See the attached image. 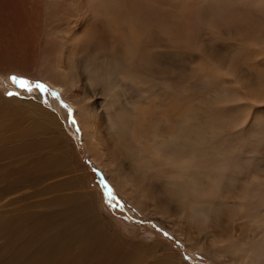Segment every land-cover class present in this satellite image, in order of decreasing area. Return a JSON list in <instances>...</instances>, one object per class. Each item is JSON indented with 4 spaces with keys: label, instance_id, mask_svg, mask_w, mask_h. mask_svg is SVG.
Listing matches in <instances>:
<instances>
[{
    "label": "clouds",
    "instance_id": "9594fccd",
    "mask_svg": "<svg viewBox=\"0 0 264 264\" xmlns=\"http://www.w3.org/2000/svg\"><path fill=\"white\" fill-rule=\"evenodd\" d=\"M83 14H92L96 25L89 35L83 73L93 95L102 94L109 102V113L133 88L146 90L144 97L161 88L170 94L168 102L176 104L173 111L168 102L151 110L137 103L131 112L110 114L114 148L123 149L134 173L149 177L153 188L160 185L159 191L154 190L161 201L186 209L194 225L204 222L209 216L201 209L221 197L226 174L238 191L242 181L264 169V161L256 160L264 156V126L245 140L213 148L230 129L212 122L208 114L249 102L211 107L198 103L224 88L214 87L222 80L215 73L193 78V66L206 56L222 66L233 62L235 53L221 51L217 47L221 43L237 50L251 47L253 41L264 43V0H87ZM133 29L142 34L138 41ZM167 52H187L200 59L185 70L161 63ZM75 74L80 79L76 70ZM186 84L193 89L187 94ZM245 86L248 94L264 100V71L253 72ZM227 91L238 94L236 89ZM253 151L258 154L250 156ZM237 156L242 158L236 160ZM248 161V173L238 174V167Z\"/></svg>",
    "mask_w": 264,
    "mask_h": 264
},
{
    "label": "bare ground",
    "instance_id": "6f19581e",
    "mask_svg": "<svg viewBox=\"0 0 264 264\" xmlns=\"http://www.w3.org/2000/svg\"><path fill=\"white\" fill-rule=\"evenodd\" d=\"M86 2L87 0H2V7L3 16L7 18V20L11 21V27H9V30L18 35L23 42L35 45L39 42L42 36V49L45 53L48 49L54 50L56 47L55 53L61 59V63L58 66L55 65V67L50 66L43 68V73L40 74L45 77L46 80H49L54 86L62 89L66 94L67 92L68 94L70 92L68 88L64 87L65 81H68V84H71L70 86L72 89L74 86L77 88V91L72 90L73 96L76 97L75 94L79 93V96L83 98V101L87 100V103L85 102L83 105H81L78 101L73 102V105L77 107V111H79V113L86 111L90 117L86 120L84 116L82 121L84 125L82 123L81 124L86 127V131H88V129L90 131L89 133L86 132V135L91 137V141L88 142L87 145L92 154L93 160L102 166L107 173H109L113 181H115L122 190L123 194L139 208H141V210L150 209L153 213H156L158 216L160 215V217L169 222L171 227H173L178 234L186 237L187 239H189L187 234L192 232L197 235L198 233L206 235L207 243L210 244L208 246L213 250L215 255H218L219 257L232 253L242 254L245 257H247V255L251 257L257 254L264 255V187H257V185H264V169L258 168L257 172L251 174L249 179L242 181L241 183L243 184V188L238 191L234 187L235 182H233L232 188L231 175L226 174L223 182L221 197L207 201L205 206L201 209V211L209 217L204 222L194 225L190 222L188 211L186 209H178L175 208V205L170 206L169 204L164 203V201H161L154 190L155 188L159 191V184H155L153 188L149 177L146 175L141 176L132 171L131 163L126 160V155L123 149L119 145L114 148L115 140L106 125L107 130H104V132L102 131L100 126L103 125L99 122L101 110H98V105L87 97L86 94L88 87L85 83L82 85L80 83L81 81L73 72L75 71L74 69L76 68V64L74 63L75 68H73L70 63L73 58H75L74 56H78V58L86 56L87 49L89 47V35L96 26L92 14H83ZM57 29H59V34H62L60 38L61 42L57 40V43H52L50 41L45 43L46 37H50ZM133 32H136L135 29H133ZM141 35L142 34L136 32L133 39L138 41ZM43 43H45V47L43 46ZM225 48L227 47L225 46ZM261 54L264 55V45L253 41L252 48H249V50L244 52L243 55L244 74L246 76L242 79H244L245 82L241 83L240 80L235 78L229 80L232 85L231 87L242 84L245 88L244 92L242 91L243 88H240L238 89V93L244 94L231 96L227 92L224 93L223 91L219 94H215L216 96L214 95V98L212 97L213 100L210 101V107L227 102H249H236L226 107L214 110L208 114L207 118L212 122L222 128L230 129V131L225 132V134L216 140L215 144L212 146L213 148L225 147L245 140L257 130L258 126H264V100L260 99L259 94H248L249 89L245 86L249 82L253 72L264 71V65L258 64L259 61H264V58L260 57ZM168 59L169 58H167V60ZM204 59L208 60L206 57ZM39 60L35 62V67H39L41 69L42 67L40 66ZM58 60L59 59H57V61ZM28 61H30V59L15 62V66L24 69L25 66L28 65ZM206 62L207 61L204 63ZM203 65L204 64H202L200 68ZM77 73L79 74V72ZM224 81H226V79H224ZM237 87H234L233 89L237 90ZM228 89L231 88H225L224 90L227 91ZM126 96L123 97L125 100ZM132 99L133 97L130 99L127 97L125 102L127 103L128 100ZM207 102L208 101H206V103ZM137 103L147 104L144 107L148 110L156 107L157 104L158 106L165 104L164 99H157L154 95H149L145 99L143 97L135 98L131 103V106ZM119 104L120 102L116 104L115 107L120 106ZM6 105L7 101L0 99L1 110L5 109ZM253 105L257 106L253 108L251 107ZM122 106L124 107V105H121V108ZM167 107L174 111L176 104L173 101H169L167 103ZM116 109L117 108H115V110ZM113 110L114 108L112 111ZM132 110L133 109L124 111L121 109L119 113L131 112ZM39 112L41 116L45 115L43 110L39 109ZM229 114L231 115L228 116ZM46 115L49 117L50 121L54 120L52 116H48V114ZM38 125L39 123L35 122L34 126L37 127ZM30 129L33 130V128ZM244 131L246 132L245 134H243ZM19 134L22 135L21 133ZM2 142L3 140L0 139V143ZM19 145L21 146V144ZM28 148L30 147L28 146ZM257 154V151L249 153L250 156H255ZM241 158V156H237L236 160ZM50 159H52V157ZM256 160L257 163L264 161V156H258ZM27 163L30 165L31 162L27 161ZM250 165L251 161L246 162L244 166L238 167L237 173H248ZM27 167L31 170L32 166ZM46 170L49 171L51 169L47 167ZM15 183L16 180L9 182L12 186ZM0 185H2V183H0ZM1 190L2 189L0 188V191ZM213 191H215V189H213ZM29 194L31 193L29 192ZM32 205L33 204L30 202V209L27 210L23 207L19 211L21 213H16L15 216H12L10 219H5L8 216L3 218V216L6 215V211L3 209L0 211V228H2L0 229V238H2V231L6 234V239L3 240V245L0 249V264H137L139 262V256H137L134 252L130 253L131 249H122V251V247L126 248L123 243H119V241L113 240L107 236L106 231H104L98 222H96L98 224L91 223L88 214H84L81 219L61 223L56 220L53 221L54 219H49L51 212L48 214L47 212L41 213L34 211L36 208L33 210L34 205ZM1 208H3L2 205L0 209ZM23 210L26 211L22 212ZM33 218H40L41 221L35 222L36 219L34 221ZM24 221L28 223H25ZM236 224L249 227L257 226L259 229L257 233L258 238L255 241H246L245 239L241 240L239 235L232 232H223L218 235L215 232V228L221 229L222 227L225 231L229 229L235 230L236 228L234 226H236ZM68 227L72 228L69 230ZM194 246H196V244ZM204 246L205 244H202L197 247L201 250ZM173 259L175 258L170 260L166 256H162L159 259L160 261H154L151 264H176Z\"/></svg>",
    "mask_w": 264,
    "mask_h": 264
},
{
    "label": "rangeland",
    "instance_id": "374dc122",
    "mask_svg": "<svg viewBox=\"0 0 264 264\" xmlns=\"http://www.w3.org/2000/svg\"><path fill=\"white\" fill-rule=\"evenodd\" d=\"M2 5V0H0V99L7 101L5 109L1 110L0 108V139L3 140V142L0 143V183H2V185H0L2 189L0 191V207L1 205L3 207L0 211L2 209L6 211V215H4L3 218L5 216H8L5 219L12 218L16 213H21L19 211L23 207L27 210L30 209V202L34 205L33 210L36 208L34 211L41 213L47 212L48 214L51 212L49 219H54L53 221L56 220L61 223L81 219L84 214H88L91 223L98 222L104 231H106L107 236L113 240L119 241V243H123L126 248L122 247L121 250L131 249L130 253L134 252L140 257L137 264H151L154 261H160L159 259L162 256H166L170 260L175 258L173 261L175 260L176 264H264V255L260 254H257L258 256L253 255L252 257L246 254L247 257H245L242 254L232 253L219 257L215 255L213 250L208 246L210 244L207 243L206 235L199 233L197 235L192 232L187 234V237H189V239H187L178 234L174 228L171 227L169 222L160 217V215L158 216L150 209H147L148 211L146 209L141 210V208L124 195L109 173L93 160L92 154L88 149L87 144L91 141V137L87 136L86 132L89 133L90 131L89 129L86 131V127L82 126V121L84 116L86 120L90 117L86 111L79 113L77 107L73 105L75 101L83 105L87 100L83 101L79 93L75 94L76 97H74L72 90L77 91V88L74 86L72 89L68 81H65L64 87L70 90V95L68 92L67 95L62 89L54 86L40 74L43 73V68L50 66L55 67V65L58 66L61 63V59L55 53L56 47L54 50L48 49L45 53L42 49V36L35 45L23 42L18 35L9 30L11 21L3 16ZM59 29L54 31L50 37H46L45 43L49 41L57 43V40L61 42L60 38L62 34H59ZM135 34L136 32H133V37ZM45 43H43V46ZM259 44L264 45V43ZM225 46L227 48H225ZM217 47L221 51H234L233 62L229 63V66H222L217 62L215 63V61L213 64V60H211L209 56H206L208 60L203 59L204 62L207 61L206 63L200 60V62L193 66V78H195L197 74L205 71L215 73L217 77L222 78V81H216L214 87L233 89L238 86L237 90L243 88V90H241L244 92L245 88L242 84L231 87L232 85L229 80L235 78L240 80L241 83L245 82V80L242 79L246 76L244 74L243 55L244 52L248 51L252 46L237 50L235 45L221 43L217 45ZM257 48L259 49L258 46ZM74 57L76 59L73 58L72 62H70L71 66H73V68L76 67L75 70L79 72V76L81 77V79H79L81 82H79L82 85L85 83L87 86L86 76L83 73V65L86 56L82 58H78V56ZM260 57L264 58V55L261 54ZM167 58L171 60H167ZM190 58L193 59L191 60ZM25 59H30V61H28V65L25 66L24 69L15 66V62ZM57 59H59V62ZM199 59V56L190 55V53L187 52H167L162 54L161 62L187 70L191 63ZM37 60L40 61L41 69L35 67V62ZM74 63L76 64L75 67ZM202 64L204 65L200 68ZM258 64L264 65V61H259ZM73 72L75 73V71ZM12 75L24 76L33 83L37 80L42 81L49 86L50 92L41 95L38 90H33L32 93H28L25 90L19 89L10 80V76ZM172 79L175 80L176 78ZM224 79H226V81H224ZM9 91L19 92L20 95L9 97L6 95ZM142 91L141 89L133 88L129 95L127 94L126 100L127 97L128 99L133 97V99L128 100L127 104L125 102L126 100L123 98L125 96H123L120 100V106L114 107V110L117 108L115 110L116 112L113 110L114 112L112 111L109 113L106 108V104L109 102L106 98L99 93L93 95L88 88L87 97L98 105V110H101L99 122L104 126H100L103 132L104 130L106 131L107 128L111 132V126L108 120L110 114L114 117L121 109L124 111L131 110V103L135 98H146L142 96ZM183 91L187 94L192 92L193 89L185 85ZM53 92L59 95H52ZM226 92L228 93V91L224 90V93ZM150 95L160 96L164 99L165 103L170 99V94L164 93L161 88H156ZM215 96L212 95L209 96V98L207 97L204 100L200 99L197 102L210 106V101H212V97L214 98ZM158 98L159 97H157V99ZM205 100L208 102L206 103ZM45 101L47 102L45 103ZM65 105H67V107H65ZM121 105L127 107L124 108L122 106L121 108ZM38 106L39 109L45 112V115L48 114V116H52L54 120L50 121L47 115L41 116ZM256 106L253 105L251 107L254 108ZM69 109L72 111L70 112ZM230 115L231 114L228 116ZM73 120L76 121L75 124L72 122ZM35 122L39 123L37 127L34 126ZM30 128H33V130ZM77 128L80 130L77 131ZM245 133L244 131L243 134ZM17 139L20 140L18 141ZM19 144L23 146L21 147ZM28 146L30 148H28ZM51 157L52 159H50ZM27 161L31 162L30 165ZM27 166H32L31 170ZM47 167L51 170H46ZM101 178L111 187L112 195L108 194V189L101 182ZM13 180H16V183L12 186L9 182ZM29 192L31 194H29ZM25 211L26 210H23L22 212ZM35 219L33 218L35 222L41 221L40 218ZM24 222L28 223L26 221ZM234 227L236 228L235 230L229 229L227 231L223 230V227L221 229L215 228V232L217 235L223 232H232L239 235L241 240L245 239L246 241H255L258 238L257 233L259 229L257 226L249 227L236 224ZM68 228L70 230L72 227ZM165 233H167V235H165ZM1 237L0 249L2 248L3 240L6 239V234L3 231ZM194 243L196 246H194ZM202 244H205L203 249H198L197 246Z\"/></svg>",
    "mask_w": 264,
    "mask_h": 264
},
{
    "label": "snow or ice",
    "instance_id": "6c2138e0",
    "mask_svg": "<svg viewBox=\"0 0 264 264\" xmlns=\"http://www.w3.org/2000/svg\"><path fill=\"white\" fill-rule=\"evenodd\" d=\"M10 80L12 81V83L14 85H16L19 89L25 90L28 93H32L33 90H38L39 93L41 95H44L46 93L50 92L49 86L47 84H45L42 81L37 80L35 83H33L31 80H29L28 78L24 77V76H17V75H12L10 76ZM7 96L12 97V96H19L20 93L19 92H11L9 91L7 94ZM52 95H56L58 96V93L53 92ZM47 101H45L46 103ZM65 107H67V105H65ZM69 111L71 112L72 110L69 109ZM74 124L76 123L75 120L72 121ZM80 129L77 128V131H79ZM101 182L104 184V186L108 189V194L112 195V189L110 186L107 185L106 181L103 180V178H101ZM165 235H167V233H165Z\"/></svg>",
    "mask_w": 264,
    "mask_h": 264
}]
</instances>
